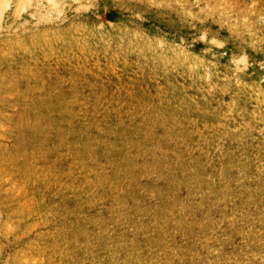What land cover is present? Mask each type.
Returning a JSON list of instances; mask_svg holds the SVG:
<instances>
[{
    "label": "rangeland",
    "instance_id": "374dc122",
    "mask_svg": "<svg viewBox=\"0 0 264 264\" xmlns=\"http://www.w3.org/2000/svg\"><path fill=\"white\" fill-rule=\"evenodd\" d=\"M0 264H264V0H0Z\"/></svg>",
    "mask_w": 264,
    "mask_h": 264
}]
</instances>
